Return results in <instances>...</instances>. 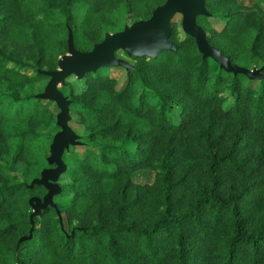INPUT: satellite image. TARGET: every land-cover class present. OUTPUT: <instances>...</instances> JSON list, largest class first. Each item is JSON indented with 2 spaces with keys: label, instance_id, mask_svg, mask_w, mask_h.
Masks as SVG:
<instances>
[{
  "label": "trees",
  "instance_id": "trees-1",
  "mask_svg": "<svg viewBox=\"0 0 264 264\" xmlns=\"http://www.w3.org/2000/svg\"><path fill=\"white\" fill-rule=\"evenodd\" d=\"M166 1L0 0V264H264V77L225 72L175 23L176 53L123 52L122 79L61 88L80 144L63 156L56 207L33 215L60 130L41 72L58 69L70 32L89 52ZM239 1L205 0L197 23L264 76V0ZM140 171L154 182L137 184Z\"/></svg>",
  "mask_w": 264,
  "mask_h": 264
},
{
  "label": "water",
  "instance_id": "water-1",
  "mask_svg": "<svg viewBox=\"0 0 264 264\" xmlns=\"http://www.w3.org/2000/svg\"><path fill=\"white\" fill-rule=\"evenodd\" d=\"M177 14L183 17V32L195 39L198 51L205 59L214 60L227 73L242 74L252 80L264 77L261 70H249L233 64L229 57L209 43L208 34L197 23L198 17L209 16L205 0H167L153 11L149 19L134 22L121 32L107 34L104 40L95 44L89 52L76 49L73 34L70 32L68 53L59 59L58 69L41 72L49 78V82L44 92L37 97L56 104L59 109L57 127L60 130L54 136L50 147L51 156L48 161L52 167L45 169L41 177L31 183V187L43 186L48 191L42 199L37 197L31 199L34 216L49 207H56L55 197L60 195L62 190L59 181L67 171L63 156L70 146L80 144L79 136L70 126L72 101L63 94L61 87H64L71 77L81 80L86 74L95 73L99 69H132L133 66L129 62L118 58L117 54L120 51L129 58L148 59H156L165 51L176 53L177 45L171 41V36L172 21Z\"/></svg>",
  "mask_w": 264,
  "mask_h": 264
},
{
  "label": "rangeland",
  "instance_id": "rangeland-1",
  "mask_svg": "<svg viewBox=\"0 0 264 264\" xmlns=\"http://www.w3.org/2000/svg\"><path fill=\"white\" fill-rule=\"evenodd\" d=\"M242 5H245V6H250V5H253L254 4V0H240L239 1ZM263 8H264V5H263ZM182 15L181 14H177L172 23H175V25L179 26V32H180V36H183L182 33H183V29H182ZM134 22L131 21V19H128L127 21V25L126 26H131ZM214 26L219 29L221 28V24L219 23H214ZM108 34H115V33H108ZM118 58L120 59H123L127 62H129L130 64L132 63L130 61V59H128L125 54L123 52H118ZM132 65V64H131ZM254 69H257V70H260V68L258 67H255ZM124 71V70H123ZM121 69H116V68H103V69H100L98 70L97 74L98 75H101V76H114L115 78H123L124 76V72H123ZM68 80H71V82H73V84L75 86H77L78 82L80 81L79 79H77V77H71L70 79ZM49 82V81H48ZM47 82V84H48ZM47 84L45 85L44 87V90L47 86ZM62 88V87H61ZM44 90L42 91V93L44 92ZM52 109L55 113H59V109L58 107L56 106V104H53L52 106ZM76 131L81 134L82 133V129L79 128V127H76L74 126ZM154 178H155V174L154 172L152 171H140L138 173H136L134 175V181L137 183V184H152L154 182Z\"/></svg>",
  "mask_w": 264,
  "mask_h": 264
}]
</instances>
